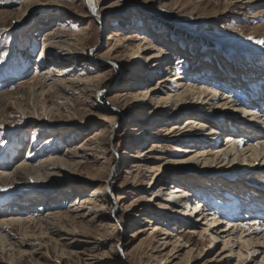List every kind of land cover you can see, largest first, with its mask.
Instances as JSON below:
<instances>
[{"label":"rangeland","instance_id":"374dc122","mask_svg":"<svg viewBox=\"0 0 264 264\" xmlns=\"http://www.w3.org/2000/svg\"><path fill=\"white\" fill-rule=\"evenodd\" d=\"M247 1L0 0V264H261L264 154L225 137L264 141L259 120L230 127L241 103L264 114V1ZM203 82L237 107L186 89ZM173 186L219 224L179 215Z\"/></svg>","mask_w":264,"mask_h":264},{"label":"bare ground","instance_id":"6f19581e","mask_svg":"<svg viewBox=\"0 0 264 264\" xmlns=\"http://www.w3.org/2000/svg\"><path fill=\"white\" fill-rule=\"evenodd\" d=\"M262 1H264V0H248L247 2L249 3V5L251 6L252 4H254V3H259V2H262ZM252 3V4H251ZM87 4H88V7H89V10L86 12L87 14L86 15H89V14H99V11L98 10H96V2H94V0H87ZM216 59H217V62L216 63H218V64H221V68H224L223 66H222V59H220V57L219 56H217L216 57ZM170 63H167V64H171L172 63V61L170 60L169 61ZM243 62V61H242ZM245 65L243 66V69H244V67H247V63H244ZM249 65V64H248ZM165 66H166V64H165ZM234 67L235 66H233V69H234ZM255 69V74L257 73H262L263 75H264V73H263V70H264V66H259V67H257V65H256V63L255 62H253V63H250V69ZM226 69V68H225ZM238 70V69H237ZM236 70V71H237ZM175 71H178L177 69H175ZM188 71H190V70H188ZM240 71V70H239ZM245 71H247V69H244V70H242V71H240L241 73H243V72H245ZM250 73V72H249ZM213 75H215V73L213 74ZM219 76H221V75H215V76H213V77H202L204 80H207V81H209V82H213L214 84H217L215 87L217 88H222L221 90H224L225 88H224V85L223 84H218V82H219ZM174 77H175V79L173 80V82L175 83V85H176V87H178L179 86V88L180 89H183L185 86H184V84L183 83H179L178 81L179 80H181V79H183L182 77H181V75H180V73L178 72V74H174ZM206 78V79H205ZM203 80V81H204ZM256 80H259V81H264V79L263 78H256ZM255 81V80H254ZM209 82H203L202 84H205L204 85V87H201V88H195V87H193V86H186V89H187V91H191V90H196L197 91V94L199 95V96H201V95H205L208 91H210V94H214L213 95V100H214V102H218L217 104H212V106L213 107H221V108H228V107H233V108H236L237 107V105H238V102L236 101V100H234V99H232V97L231 96H228V93L227 92H224L223 93V95L224 96H220V94H219V91H216V90H214V88L211 86H209L210 84H208ZM225 82H227V81H225ZM250 82H253L252 80L250 81ZM230 83V82H229ZM260 84H263L264 85V83H260ZM213 85V84H212ZM235 90V89H234ZM225 91V90H224ZM183 93H185V91L183 92ZM261 94V93H260ZM216 96H218L219 97V100L217 101L216 99H215V97ZM262 99H260L259 98V100H255V101H253V102H257V107L260 109V108H264V103L262 102V101H264L263 99H264V94L262 95V97H261ZM259 102L260 103H262V104H259ZM250 103H241V104H239L238 105V109H240V107H242L240 110L242 111L241 112V114L242 115H240V113H239V117H237L236 118V120L235 121H237V122H233V123H231V126L230 127H237V128H239L240 129V131H241V129H242V126H244V127H246L247 128V130H248V128H250L249 126H253L252 124H254V122H256V121H261L263 124H264V114L262 115V113L260 114V110H258V111H260V112H256V111H252L253 109H251L252 107H250ZM253 106H254V104H253ZM237 109V110H238ZM256 110H257V108H256ZM263 113H264V111H263ZM245 117H247V118H249V119H244ZM238 118H243V120H238ZM241 121V122H240ZM253 128H259L258 129V131H261L262 133L264 132V131H262V129H260L261 127H257V126H255V127H253ZM238 130V129H237ZM246 130V131H247ZM229 133V132H228ZM225 137L227 138L226 139V141L228 140V143L230 142L231 144H230V147H233V149H232V151L234 150V147L236 146V145H238L237 146V153L242 157V158H244V160L246 161L248 158L250 159V156L251 157H258V156H261L262 154H264V141L263 142H260V143H258L257 145H252V144H250V143H244V141L243 140H236L237 138L236 137H234V134H228V135H225ZM235 140V141H234ZM241 141V142H240ZM239 143V144H238ZM229 147V148H230ZM240 149V150H239ZM192 151V150H191ZM190 151V149H188V148H186V149H184V152L185 153H190L191 152ZM250 181V180H249ZM251 182H254L255 184H257V185H259L258 184V182L256 183L255 181H251ZM238 184H240V183H238ZM237 183H235V184H232V185H230V186H228L229 184H225V186H223V190H222V194L224 195V194H227V196H231V197H233V198H235L236 197V190H238V189H240V188H244L243 186H240V185H238ZM228 186V187H227ZM185 188V186H173L172 187V194H173V196H172V198H174L173 199V203L174 204H178V205H181V206H179V207H181V209H179V210H181V211H178V213H179V215H185L187 218L189 217V218H192L196 213H197V216L199 215V216H205V218L207 219L208 217L210 218L211 217V219H207V220H209V222H210V224H213V225H218L219 223H218V221L220 220V217H216V214L214 213V212H212V213H210V214H206L205 213V210L203 209L204 207H205V205L202 203V201H200V200H198V198H197V200L195 201H193L192 200V197H193V195L192 194H187V195H183L182 193H184L186 190L184 189ZM246 190V189H245ZM181 193V194H180ZM245 194H247V196L249 195L250 196V200L251 199H255L256 200V198L254 197V196H252L251 195V193L249 192V191H245ZM179 195V196H178ZM223 195H221V198L223 197ZM186 197V198H185ZM184 198L186 199V200H184ZM261 199H259L257 202H256V204L260 201ZM243 201H245V202H247L246 201V197L245 196H243ZM242 201V202H243ZM245 206V207H244ZM248 206V205H247ZM251 206V208L254 206V205H250ZM237 211H239V212H244V211H247V210H249V208L248 207H246V205H244L243 204V206L242 205H240L239 204V206L237 205L236 206V208H235ZM258 209L259 208H256V206L254 207V210H252V212H255L256 213V211H258ZM259 210H261V209H259ZM186 211H188V212H186ZM250 211H251V209H250ZM241 217H245V219L247 218V219H249V215H245V214H242L241 215ZM263 220V219H262ZM230 225H232V224H230ZM257 224H256V222H252V221H249V222H247L246 224H245V226H249V227H252V226H256ZM234 226H237V224H234ZM243 228V227H242ZM245 228V227H244ZM230 243H233L230 239H228V240H226V243H225V245H228V244H230ZM254 243H257V244H260L262 247H264V235H263V237L262 238H260V237H257V239H256V241H254L253 239H249V240H245V244H246V246H251L252 244H254ZM233 244H235V243H233ZM230 251L231 252H234L233 251V248H231L230 249ZM263 262H264V258L262 259V262H261V264H263Z\"/></svg>","mask_w":264,"mask_h":264}]
</instances>
